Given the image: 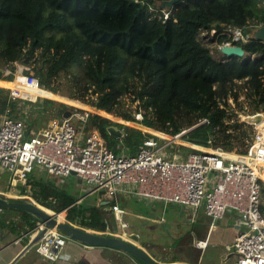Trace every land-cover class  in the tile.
I'll return each instance as SVG.
<instances>
[{
    "label": "trees",
    "instance_id": "trees-1",
    "mask_svg": "<svg viewBox=\"0 0 264 264\" xmlns=\"http://www.w3.org/2000/svg\"><path fill=\"white\" fill-rule=\"evenodd\" d=\"M156 1L161 0H0V69L28 58L34 65L23 74L34 72L50 93L57 94L55 85L66 78L78 89L75 100L90 96L96 99L93 107L106 114L168 136L186 132L182 140L199 147L246 155L254 131L241 121L245 107L264 111V42L250 40L247 28L264 25V0H185L169 13L158 10ZM231 28L244 30L248 41L238 45L247 57L226 58L218 50L222 57L215 58L210 44L219 48L230 42ZM8 94L0 88V111L12 107L20 113ZM108 126L121 129L123 137H109ZM92 129L107 139L109 149L127 156H136L149 139L164 142L90 114L86 131ZM56 178L35 174L20 195L28 191L33 201L66 212L67 222L85 230L116 227L109 211L114 203H77L80 199L63 191Z\"/></svg>",
    "mask_w": 264,
    "mask_h": 264
},
{
    "label": "built area",
    "instance_id": "built-area-1",
    "mask_svg": "<svg viewBox=\"0 0 264 264\" xmlns=\"http://www.w3.org/2000/svg\"><path fill=\"white\" fill-rule=\"evenodd\" d=\"M168 17L165 14V19ZM252 29L247 28L248 32ZM227 34L231 41L220 46L219 51L225 46L243 47L248 41L242 29L231 28ZM213 35L214 32L210 34ZM10 75L5 70L0 81L10 82L11 86L0 88L9 91L11 102H32L24 93L36 95L35 101L44 99L40 92L47 90L35 76L17 72L13 80H5ZM245 112L243 121L254 129V134L244 156L183 141L186 132L175 137L157 136L163 143L149 139L136 156H127L109 149L97 129L86 131L90 114L99 116L98 112H71L62 122L53 121L44 130L28 136L23 114L14 118L11 108H7L0 111V170L9 173L10 187L25 184L28 174L36 168L52 177L70 178L75 173L89 186L88 195H100L98 206L114 203L109 211L119 231L94 233L123 239L131 234L119 204L124 197L173 204L192 210L194 215L202 209L212 224L232 211L240 224L232 246L234 264H264V111L254 112L245 107ZM138 116L142 120V115ZM258 117L260 122H256ZM180 146L197 152L179 151ZM169 148L176 151L170 153ZM66 242L55 230L49 231L36 246L37 252L44 260L56 262ZM197 246L205 249L207 243L199 242Z\"/></svg>",
    "mask_w": 264,
    "mask_h": 264
},
{
    "label": "crops",
    "instance_id": "crops-1",
    "mask_svg": "<svg viewBox=\"0 0 264 264\" xmlns=\"http://www.w3.org/2000/svg\"><path fill=\"white\" fill-rule=\"evenodd\" d=\"M0 86L9 87L11 86V83L0 81ZM40 94L43 96V98L64 101L67 102L68 105L71 104V105L84 107V105L80 103L59 97L48 91H41ZM26 98H29L32 101V103L36 102L35 101L36 95H34L33 97H26ZM14 103H16L17 106L19 107L20 113L23 114L25 123L30 115L33 114L34 117H38L45 113L44 106H39V107L32 105L24 106L20 101ZM9 108H11V110L13 109L12 107ZM82 109L90 111L89 108H87L86 106L85 109L84 108ZM12 113L14 118L20 117L19 112H17V114L16 112L15 113L12 112ZM100 113L101 114L99 115L112 119L116 122L123 123L125 125H128L130 127L142 131L146 130V128H141L135 123L126 122L124 120L115 118L111 115L104 113L103 111H100ZM63 119L52 120L42 128L44 127L47 128L53 121L62 122ZM26 131L28 136H32L37 134L41 130L38 125V126H31L29 133L27 128ZM25 185L26 184H23L21 187H19L18 184V186L16 187H10L8 180V184L6 185V187H2V185H0V195L5 196L6 198H9L11 200H20V199L32 200L29 197L31 193L29 194L28 191H27L28 195H20L21 188H23ZM120 201H122V205H124L125 202H131V203L133 202L131 207L133 206L135 214L139 218L140 224L138 228L139 229L145 228L149 232H152L153 237L155 239L153 242H155L156 245L145 243L142 240L141 242L148 245L150 244V248L147 249L148 252L161 263L206 264L204 263L206 252H208V255H210L213 251L216 250V248L220 249L221 253L219 254V256L226 257V260L233 255L232 246L234 244L236 236L240 232V224H239L238 216L232 211L227 212L222 220L218 221L215 224H212L211 220L207 216H205L202 209L196 215H194L193 211L188 208H181L173 204H165L159 201L137 199L134 197H128V198L124 197L121 198ZM169 211H173L177 215L181 213L183 214L188 213V215L186 214L185 216H189L190 218L189 221L191 222V224L193 225L196 224L198 226L195 228L194 231H192L190 239H187L185 241L181 240L180 238L184 237L183 235H186L189 232L181 230L180 226L177 225L175 219L167 220L164 218L165 213ZM66 216H65V220H66ZM32 222L33 220H31L30 217L26 216L21 212H13V211L2 212L0 216V264H135L134 259H132L128 254L124 252H120L108 248L87 247L83 244L71 240H68L66 242V245L60 251L59 258L56 262H52V263L48 262L40 256V254L37 252L36 247H34L31 250H28L27 252L24 251L31 242V239L33 238L34 235V234L33 235L29 234L34 229L32 227L33 225ZM163 225H165L167 229L170 231V233L173 234L172 236L173 238L180 236L179 240L181 244L184 246L183 249H185L184 250L185 255L182 258L172 259L171 256L173 253V249L170 250L169 247H168V251L170 252V255L169 254L166 255L167 244L164 243L165 241H163L162 237L158 235V230ZM130 233L138 234L141 239V234H142L141 231L136 229V231ZM199 242L207 243V247L203 250L202 248L200 249L197 248V244ZM211 249L213 251H211ZM210 257L213 258V254H211Z\"/></svg>",
    "mask_w": 264,
    "mask_h": 264
},
{
    "label": "rangeland",
    "instance_id": "rangeland-1",
    "mask_svg": "<svg viewBox=\"0 0 264 264\" xmlns=\"http://www.w3.org/2000/svg\"><path fill=\"white\" fill-rule=\"evenodd\" d=\"M209 36H210V34H209ZM210 38H212V37L210 36ZM210 50H212V54L214 55L215 58L222 57L220 55V53L218 52L219 48L217 47V44L215 42L210 44ZM24 61L25 60L21 61L20 63H16V64L12 65L11 66L12 69L11 68H6L5 70L10 71L11 74L15 75L17 72H22L23 73L27 68H31L34 65V62H31L30 60H29L30 65H26L24 63ZM31 75L34 76V72H31ZM55 86H57V88H58V93L57 94L53 93L54 95H57L59 97H62V98L68 99V100H72V101L77 102V103H80V104L84 105V107L77 106V105H71V104L68 105L67 102L59 101V100H53V99H48V98L39 99L37 102H38V104H41V105L44 106V108H45L44 112L45 113L40 115V116H38V117H34L33 114L30 115L28 117L27 121H26V128L27 129L30 126H38L39 125L40 130H42V129L45 128V127L44 128H42V127L46 126L48 124V122H50L52 120H55V119H57V120L63 119V117H64L66 112H71V111L72 112H76L77 110L79 112H82V113L87 112V110H83L82 109V108L85 109V106L87 108H92L94 110H97L95 107H93L94 104H95L96 99H93L90 96L86 98L85 102H80V101L74 99L75 96L78 95V89L71 85L70 80H67L66 78H61L59 80V82H57V84ZM44 100H52L55 103L51 104V105H45L44 104ZM128 104H130V102H128ZM63 106L68 107V109H66V107H63ZM248 107H249L250 110H252L250 106H248ZM97 111H100V110H97ZM63 112H65L64 115H63ZM88 112H90V111H88ZM108 115H110V114H108ZM111 116H113V115H111ZM102 117L106 118V119H109V118L104 117V116H102ZM135 117H136V119L141 120V119H139L138 114H135ZM115 118H117V117H115ZM109 120H111L112 122L121 124V125H125L123 123L116 122V121H114L112 119H109ZM121 120H123V119H121ZM241 121H243V119ZM136 125H138L141 128H144L143 126H141L139 124H136ZM125 126H128V125H125ZM253 131H254V129H253ZM143 132H146V133L148 132L151 135L153 134L154 137H156V138H157V136H159V137H167L168 136L167 134L162 133L160 131L150 130V129H147V128ZM163 134H165V135H163ZM169 137H172V136L169 135ZM106 140L107 139H105V141ZM175 151H176L175 149H171V148L168 149V152H170V153H173ZM35 170H37V171H35ZM35 170H34L35 172L33 171V172L28 174L27 179H26V183H27L28 178L31 177V176H34L35 174L38 175V176L42 175V176L47 177V178L50 177L49 174H47L41 168H36ZM53 178H56V177H53ZM57 178L60 179V181L57 180V182L59 184H61L60 188L63 191H67V192L71 193L76 198L83 199L82 201H84L89 206H94L97 203V200L101 198L100 195H98V194L88 195L89 186H87L84 183L80 184L79 183V179L76 176H71L70 178H61V177H57ZM8 180H9V173L6 172V171L0 170V185H2V187H6V185L8 184ZM263 196H264V194H263ZM132 204H133V202L132 203L131 202H125V204L122 205L123 206L122 208L124 209L123 219H124V221L126 223L128 222L130 224L129 231L133 232V231H136V229L141 231V233H142L141 234V240L142 241H144L145 243H150V244L156 245L155 242H153L155 239L153 237L152 232H149L145 228H140V229L138 228L139 224H140L139 223V218L136 216L135 211L133 209V206L131 207ZM41 207L43 209H45V210H48L52 214L59 215L60 219H64L65 220L66 212L57 213L54 210H50V209L46 208V206H41ZM186 214L188 215V213H186ZM186 214L181 213V214L177 215L173 211H169V212L165 213V215H164L165 216L164 218L167 219V220L175 219L177 225L180 226L181 230L189 232L186 235H183L184 237L180 238V236H179V237L173 238L172 237L173 234L170 233V231L167 229V227L165 225H163L158 230V235H160L162 237V240L165 241L164 243L167 244L166 255L167 254L170 255V252L168 251V247L170 248V250L173 249V253H172V256H171L172 259H180V258H182L185 255V251H184L185 249H183L184 246L181 244L179 238L181 240H183V241H185L187 239H190L192 231H194L195 228L198 227L196 224L195 225L191 224V222L189 221L190 218H189V216H185ZM115 225H116V227L112 229V232H114V233L119 231V228L117 227L116 221H115ZM67 241H68V239H67ZM163 246H165V245H163ZM197 248H199V247L197 246ZM211 251H213V250L211 249ZM216 251L219 252V253H217ZM220 253H221L220 249L216 248V250L211 253V254H213V258H212V257H210L211 254L208 255V252H206V257L204 258L205 259L204 263H206V264H212V263L213 264H234L236 258L232 257L230 260H226V257H220L219 256ZM224 260L226 262H224Z\"/></svg>",
    "mask_w": 264,
    "mask_h": 264
},
{
    "label": "water",
    "instance_id": "water-1",
    "mask_svg": "<svg viewBox=\"0 0 264 264\" xmlns=\"http://www.w3.org/2000/svg\"><path fill=\"white\" fill-rule=\"evenodd\" d=\"M182 1L185 0H161L156 1V6L158 10L169 13L177 3ZM248 38L258 42H264V25L250 30L248 32ZM220 53L226 58L232 56L238 58L247 57L245 50L241 46H225L220 50ZM24 63L30 65L29 59L27 58ZM4 72V69H0V79L3 77ZM70 114V112H66L63 118H68ZM260 121L261 118L258 117L256 122ZM106 130L111 138L121 139L123 137V131L116 126H108ZM25 135H27V131H25ZM72 176H76V174L72 173ZM79 183H82V180L79 179ZM22 185L23 184L20 183L19 187ZM82 200L83 199H80L77 203ZM0 209V216L2 212L7 211L21 212L30 217L33 223H35V228L29 234L32 235L35 230H37V232L33 235L31 242L24 250L25 252L36 247L49 231L55 230L66 239L78 242L87 247L108 248L124 252L134 259L135 264H171L161 263L156 260L147 250L150 248V245L141 242L140 236L136 233H131L127 239L111 235L96 234L92 231L72 225L64 219H60L57 214H52L48 210L43 209L33 200H11L0 195ZM232 256L234 257V254ZM232 256L227 260H230Z\"/></svg>",
    "mask_w": 264,
    "mask_h": 264
},
{
    "label": "bare ground",
    "instance_id": "bare-ground-1",
    "mask_svg": "<svg viewBox=\"0 0 264 264\" xmlns=\"http://www.w3.org/2000/svg\"><path fill=\"white\" fill-rule=\"evenodd\" d=\"M23 96H24V97H33L34 95H32V94H25V93H24ZM234 158H236V157H234Z\"/></svg>",
    "mask_w": 264,
    "mask_h": 264
}]
</instances>
